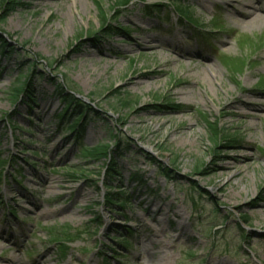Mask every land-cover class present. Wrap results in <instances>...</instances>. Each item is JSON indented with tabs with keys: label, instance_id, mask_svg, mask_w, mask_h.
<instances>
[{
	"label": "rangeland",
	"instance_id": "rangeland-1",
	"mask_svg": "<svg viewBox=\"0 0 264 264\" xmlns=\"http://www.w3.org/2000/svg\"><path fill=\"white\" fill-rule=\"evenodd\" d=\"M173 3L0 0V264H264V0H181L194 27ZM30 68L34 101L14 102ZM63 79L99 113L82 132L59 126ZM111 132L127 147L107 182L78 142Z\"/></svg>",
	"mask_w": 264,
	"mask_h": 264
},
{
	"label": "trees",
	"instance_id": "trees-1",
	"mask_svg": "<svg viewBox=\"0 0 264 264\" xmlns=\"http://www.w3.org/2000/svg\"><path fill=\"white\" fill-rule=\"evenodd\" d=\"M18 0H16L17 2ZM130 0H115V4L116 5H120V4H127ZM174 3V8L176 9L177 13L179 14V16H181L183 19L187 20L189 23H193V21H191V17L190 14L188 13V11H186L185 7L182 6L181 4V0H172ZM178 7H177V6ZM162 5H154V6H149V7H145L144 12L147 14H151L154 12V10H159L160 7ZM189 17V18H188ZM4 19L1 17L0 21H3ZM195 25V24H194ZM108 27L105 26V22L104 24L101 26V31L106 30V28ZM110 28V27H108ZM124 30L127 31V29L124 28ZM107 34H112V31H107ZM9 46L8 41L5 40V38L3 37V35H0V54L2 55L5 52V48H7ZM11 51V49H10ZM34 68H30L29 70L25 71L24 73H20L16 76V81H17V85L14 86V88L12 89V95H11V100H13L14 102L17 100V98L19 97V94L23 93L26 95V97L29 100H33L32 97V78L34 75ZM52 82L55 81L54 78L51 79ZM71 84L73 85V83L71 82ZM68 86H70L67 82V80L65 81L64 79L62 81H57L55 83V92L56 95L58 96L59 100L62 101L64 103V108L62 110L63 113H60L57 115V118L60 119L61 124H59V126L62 127V125L65 123L66 127L65 129H67L68 131H74V129L77 128V124L80 121V125L78 126L79 128L77 129H82L81 132L83 131V124L85 122H87V120H93L94 118H98L99 113H96V111L90 107L89 104L85 103L81 98H78L75 96L74 93H72L70 90L71 88H69ZM74 86V85H73ZM73 89V88H72ZM74 91V90H73ZM76 92H79L76 90ZM120 101L122 102V104L128 105L131 102V99H129L127 96L121 97ZM168 105H155L154 107L157 110H173V111H177V112H183L185 106L181 105V104H175L173 102H168ZM28 104V102L26 103ZM68 118H71V121H69L68 123ZM95 120V119H94ZM209 124V121H207ZM210 132H211V136L213 135L214 137L217 134V129L213 126L210 125ZM110 138L113 140L112 144H116L114 148H111L112 145H96L94 147H86L84 146L81 142H78L79 144V150H80V155L83 157H90L92 159H101V158H105V162H104V172L103 174H101L102 178H104L105 181L107 182H113V180L117 181V179L115 178L114 175L119 174L118 173V169H117V157H119L121 155L122 152V148L126 149V144L123 146L122 142L120 141L118 135L116 133H110ZM225 141L226 143H233L236 140L234 139V137H232V135H225ZM215 141V140H214ZM152 162H156L157 160H155L154 158L151 159ZM4 161L0 159V165L3 164ZM159 168H160V172L159 174L162 175L165 180H167L168 178L170 179L171 175H170V168L165 167L161 164H159ZM74 173L70 174L71 177H73ZM77 174V173H76ZM172 178V177H171ZM131 179L132 180H140L141 176H139L137 173H133L131 175ZM109 185V184H107ZM106 187V186H105ZM107 188L109 190L112 189L111 185H109V187L107 186ZM119 191V190H118ZM129 194H125L124 191L122 192H106L103 200L104 203L106 205V208H110V210L113 207H119L121 208V210H125V208H127L128 203L130 202L129 199ZM96 220V217L91 219V221ZM69 229L65 228L64 231L60 232V235H55L53 237V239L56 242H59L60 244L62 243V239H61V234H67ZM105 262L108 263V260L105 258L104 259Z\"/></svg>",
	"mask_w": 264,
	"mask_h": 264
}]
</instances>
